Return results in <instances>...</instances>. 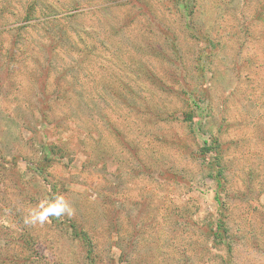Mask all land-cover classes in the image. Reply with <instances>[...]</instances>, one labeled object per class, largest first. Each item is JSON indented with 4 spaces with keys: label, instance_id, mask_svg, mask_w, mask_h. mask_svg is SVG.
Masks as SVG:
<instances>
[{
    "label": "rangeland",
    "instance_id": "rangeland-1",
    "mask_svg": "<svg viewBox=\"0 0 264 264\" xmlns=\"http://www.w3.org/2000/svg\"><path fill=\"white\" fill-rule=\"evenodd\" d=\"M66 219L98 264H264V0H0V260L83 264Z\"/></svg>",
    "mask_w": 264,
    "mask_h": 264
},
{
    "label": "trees",
    "instance_id": "trees-1",
    "mask_svg": "<svg viewBox=\"0 0 264 264\" xmlns=\"http://www.w3.org/2000/svg\"><path fill=\"white\" fill-rule=\"evenodd\" d=\"M31 8L32 7L27 8L28 13L31 10ZM72 10L73 9H70V8L60 9V8H56V7H48V14L52 18V20H56L59 17H62L64 19L68 20V19L72 18V16H73L71 14ZM62 12H65V15L60 16V14ZM192 13H193V10L189 14L184 13L183 15L184 16H187V15L190 16ZM48 14L44 13L43 15H48ZM28 18H29V16L27 15L26 19H28ZM194 29L197 30L196 27H194ZM79 35H80L81 40L86 43L87 40L85 38H82L81 34H79ZM85 48L86 49L89 48V45L87 43L85 44ZM182 115H183L182 116L183 122H185V121L186 122H192L194 120V117H195L194 112H192V110L185 111V112H183ZM175 119L178 120V117H176ZM41 144H42V149H43L44 159H45L43 161H50V158L47 156L48 150L46 148L49 147L48 149H50V151H52L53 153H57V151H60V149H58L57 151L55 149H53V148H57V145H55L54 143H51V146H49L48 142L42 141ZM205 145L206 146L204 147V152H210L212 150H215L214 146H210L207 141H205ZM216 160H219V157H217ZM35 168L39 169V171H41V172L43 170V166H41V165H37ZM216 199L220 203V198H219L218 194L216 195ZM1 211H2L1 213H3V215H7V213H8L5 210V207L4 208L2 207ZM18 221H21V219L19 218ZM54 223H57L58 226L62 225L60 227L64 228V230H66L67 234H70L71 238L76 239L80 243L82 254H83V264H98L99 260H98L97 254H96L95 243L93 242L92 237L89 235V233L87 231L80 229L78 227L77 223L71 219L70 220L66 219V221L55 220ZM136 230L135 231H136L137 235H139L140 229L137 228ZM226 231H227V228L225 227L223 221H219V223L217 224L216 230H212V234L216 238H220V241H222L225 238ZM32 239H34V238H32ZM32 239L29 237V240H26V242H23V244L24 245L28 244V246L30 244L34 245L33 243H29L30 241H32ZM35 254H37V253L35 252ZM125 256H126L125 252H122L121 258H123ZM37 261L41 262L42 264H57V263H55L54 260L49 259L47 257H43L42 259H37ZM38 262H37V264H38ZM0 264H3L2 260H0Z\"/></svg>",
    "mask_w": 264,
    "mask_h": 264
},
{
    "label": "clouds",
    "instance_id": "clouds-1",
    "mask_svg": "<svg viewBox=\"0 0 264 264\" xmlns=\"http://www.w3.org/2000/svg\"><path fill=\"white\" fill-rule=\"evenodd\" d=\"M54 202L51 203H41L38 207L39 210L32 209L30 211V222L32 223H44L48 221L49 217L55 216L60 217L61 215L67 213L72 214V209L68 205L64 196L59 195L53 198Z\"/></svg>",
    "mask_w": 264,
    "mask_h": 264
}]
</instances>
